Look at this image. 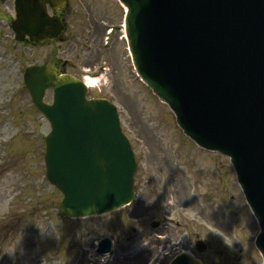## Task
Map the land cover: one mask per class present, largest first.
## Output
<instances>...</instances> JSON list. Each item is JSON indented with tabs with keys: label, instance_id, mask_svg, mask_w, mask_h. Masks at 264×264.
Listing matches in <instances>:
<instances>
[{
	"label": "rangeland",
	"instance_id": "obj_1",
	"mask_svg": "<svg viewBox=\"0 0 264 264\" xmlns=\"http://www.w3.org/2000/svg\"><path fill=\"white\" fill-rule=\"evenodd\" d=\"M66 9L64 38L71 41L33 45L15 40L13 0H0V264L97 263L94 247L107 235L115 237V251L100 261L128 264L126 244L139 253L137 264H153L143 245L151 231L160 233L156 245L164 242L163 227H149L166 215L186 247L194 248L197 237L206 241L204 264H262L254 242L259 226L230 160L184 134L169 106L132 69L122 31L113 48L103 46L101 22L123 16L117 1L68 0ZM100 57L110 69L91 95L109 98L120 109L139 161L137 194L118 211L75 219L61 213L63 195L47 180L45 136L51 124L34 105L24 70L67 58L79 69L94 68ZM45 100L53 101L51 91ZM142 212L145 218L132 217ZM129 237L135 239L127 243Z\"/></svg>",
	"mask_w": 264,
	"mask_h": 264
},
{
	"label": "water",
	"instance_id": "obj_2",
	"mask_svg": "<svg viewBox=\"0 0 264 264\" xmlns=\"http://www.w3.org/2000/svg\"><path fill=\"white\" fill-rule=\"evenodd\" d=\"M121 2L138 74L190 138L231 158L260 226L256 244L264 258V0ZM63 3L16 0V39L57 37L63 26L47 4ZM25 82L52 124L45 158L48 179L64 194L61 212L86 217L130 202L137 162L116 106L88 100L84 83L53 64L29 67ZM50 87L51 105L43 100ZM196 248L206 245L199 239ZM171 264L202 262L183 252Z\"/></svg>",
	"mask_w": 264,
	"mask_h": 264
},
{
	"label": "flooded vegetation",
	"instance_id": "obj_3",
	"mask_svg": "<svg viewBox=\"0 0 264 264\" xmlns=\"http://www.w3.org/2000/svg\"><path fill=\"white\" fill-rule=\"evenodd\" d=\"M52 12L54 14L61 16L63 21L66 23L65 17H67V15H68L66 7L58 8L55 11L52 10ZM70 12H71V8H70ZM102 28H103L104 33H105V30H107V28L104 26H102ZM56 41L69 42V41H71V37L64 38V35L62 34L56 40H53V41L49 40V42H56ZM111 48H113V43H112ZM101 58H103V57H100V59L98 61H100ZM54 63H56V65L61 69V71L67 72V73L77 74L82 70L84 71V70L90 69V68H87L84 66L82 67V65H81V69L77 68V66L74 64L75 62L72 59L71 60L66 59L65 61L54 60ZM69 69L76 70V71L70 72ZM169 213H171V212H169ZM145 216H146V213L142 212V213L134 215L132 217L133 218L134 217L135 218H145ZM171 222L172 221L168 222V220L159 221L158 228L163 227L161 231H163V233H164L163 235L166 236V238L164 240H162L164 242H160L159 245H156V243H154V240H156L155 235L159 237L160 233H158V232L155 233V232L151 231L147 234V242L144 243L143 247L146 246V244H148L147 248H145L146 250L149 251L147 253L146 260L153 262V264H156L157 262H159L163 255H166V256L163 258V260L161 262L163 264H168V262L171 258L176 256L179 252H181L184 249L189 250L190 252L195 251V247L189 248V247H186V245H184V243H181V238H180L179 234L172 233V227L171 226L173 224ZM132 238L133 237H129V239L127 240V243H130L133 240ZM188 242L189 243L191 242V238L189 239ZM124 250H125V254L128 253L124 257L127 259L126 261L128 262V264H137L139 262V256H138L139 253L137 251L132 252L131 247L127 246L126 244H124ZM140 250H141V248H140Z\"/></svg>",
	"mask_w": 264,
	"mask_h": 264
},
{
	"label": "bare ground",
	"instance_id": "obj_4",
	"mask_svg": "<svg viewBox=\"0 0 264 264\" xmlns=\"http://www.w3.org/2000/svg\"><path fill=\"white\" fill-rule=\"evenodd\" d=\"M103 78H91V79H88L87 80V84L90 86V87H93V86H96L98 83H100V81L102 80Z\"/></svg>",
	"mask_w": 264,
	"mask_h": 264
}]
</instances>
